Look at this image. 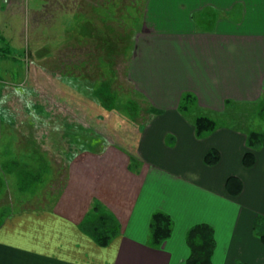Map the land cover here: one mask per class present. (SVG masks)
Returning a JSON list of instances; mask_svg holds the SVG:
<instances>
[{"label":"crops","instance_id":"crops-1","mask_svg":"<svg viewBox=\"0 0 264 264\" xmlns=\"http://www.w3.org/2000/svg\"><path fill=\"white\" fill-rule=\"evenodd\" d=\"M1 1L0 18L9 19L25 0ZM141 2L125 69L146 106L136 147L105 145L75 155L48 206L25 207L0 221V264H184L186 232L198 223L214 230L211 264H264V242L253 227L264 216V144L244 167L246 128L197 136L193 125L197 114L223 117L230 103L248 104L250 111L263 99L264 0ZM209 14L211 25L198 27L194 16ZM184 94L194 98L188 112L179 110ZM211 149L219 159L207 164ZM230 176L241 181L237 196L226 191ZM93 200L120 225L106 247L79 229ZM155 211L172 220L159 247L149 231Z\"/></svg>","mask_w":264,"mask_h":264},{"label":"rangeland","instance_id":"rangeland-1","mask_svg":"<svg viewBox=\"0 0 264 264\" xmlns=\"http://www.w3.org/2000/svg\"><path fill=\"white\" fill-rule=\"evenodd\" d=\"M62 1L25 0L0 18V221L48 206L84 149L136 147L144 123L146 106L125 77L143 0ZM211 16L194 19L208 28ZM247 105L227 104L216 128L264 130V95Z\"/></svg>","mask_w":264,"mask_h":264},{"label":"trees","instance_id":"trees-1","mask_svg":"<svg viewBox=\"0 0 264 264\" xmlns=\"http://www.w3.org/2000/svg\"><path fill=\"white\" fill-rule=\"evenodd\" d=\"M106 27L109 33H111V30H114L108 24ZM96 40L102 41L103 37L99 34ZM127 43H130L129 40ZM122 49H125L124 46ZM193 99L194 98L190 94H184L179 103V110L181 112H188L191 104L194 102ZM263 111L264 105L260 109V112ZM193 125L195 134L197 136H203L216 128V121L215 118L210 115L197 114L194 117ZM245 132L247 150L243 153L242 165L244 167H251L255 162V149L264 144V130H247ZM218 159L219 154L216 149H211L204 158L207 164L215 163ZM66 178L67 170L65 181ZM64 183L61 188L64 187ZM225 188L230 195L237 196L241 191L240 179L235 176L228 177L225 182ZM253 227L257 236L264 242V217L258 216ZM79 229L97 246L106 247L111 243L114 237L118 235L120 225L111 212H109L98 200H93L79 224ZM171 230L172 220L167 213L163 211H155L152 213L149 231L153 246L159 247L170 236ZM185 241L189 254L184 264H211V258L215 248L214 230L212 226L207 223H198L191 226L186 232ZM236 264L247 263L239 262Z\"/></svg>","mask_w":264,"mask_h":264}]
</instances>
